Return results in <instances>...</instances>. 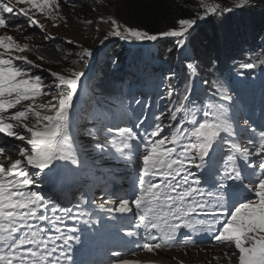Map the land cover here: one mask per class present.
<instances>
[{"label":"snow or ice","instance_id":"obj_1","mask_svg":"<svg viewBox=\"0 0 264 264\" xmlns=\"http://www.w3.org/2000/svg\"><path fill=\"white\" fill-rule=\"evenodd\" d=\"M199 2L200 20L233 11L208 0ZM246 6L255 5L252 0H235V9ZM36 15L64 19L59 0H0V29H16L9 21L23 17L28 27L44 33ZM101 20L122 40L176 38L181 48L197 25V19H179L177 28L150 34L122 28L114 18ZM0 50V157H5L0 159V264H71L73 245L80 241L77 225L98 222L84 207L95 205V199H85V192L74 206L59 207L33 189L81 167L84 145L77 143L74 101L85 73L50 71L46 82L31 72L39 65L16 55L31 51L29 45L2 35ZM77 56L78 62L87 63L93 52L83 48ZM187 72L182 92L169 82L165 111L149 115L145 109L150 105L137 99L139 109L125 111L127 125L106 124L81 133L95 141V150L123 161L134 173L129 190L106 193L95 205L96 212L118 220L123 235L141 251L157 254L194 247L199 245L196 236L207 235L215 247L232 248L237 264H264V130L257 134L247 120L246 127H239L229 106L215 99L231 102L219 87L200 99L194 89L198 69L188 64ZM245 139L249 146H242ZM11 152L18 158L6 156ZM126 255L112 251L117 259L108 264H138L120 259Z\"/></svg>","mask_w":264,"mask_h":264},{"label":"trees","instance_id":"obj_2","mask_svg":"<svg viewBox=\"0 0 264 264\" xmlns=\"http://www.w3.org/2000/svg\"><path fill=\"white\" fill-rule=\"evenodd\" d=\"M252 2L255 6H261L262 10L259 11L258 8H254L255 6L248 7L243 11L236 10L213 17L209 15L204 20L197 17V12L203 13L199 0H110V7L115 8L116 16L122 24L147 31L150 34L177 28L179 19H197V25L187 40L186 48L191 50L195 59L198 69L197 76L203 90L212 88L215 91L216 86L212 82L211 71L219 65L218 58L222 57L220 52H226V48L229 51H232L234 46L240 49L246 48L245 53L248 54L251 61L257 63L264 61V25L262 24V22L264 23V0H252ZM81 12H88V9H83ZM257 15L260 16V21L255 19ZM107 37V31L101 29L99 34L89 41V46L92 49L93 47L100 49L107 45ZM236 39L238 41L234 44ZM164 43L153 46L147 56L166 64H175L178 60L176 43L173 39H167V42ZM71 51L72 46H67L65 43L59 47L40 45L35 51V56L37 60L44 63V68L49 71L66 74L69 69H74L85 73L89 68V60L87 63L78 62L77 57ZM105 53L109 59L103 63L104 65H101L102 74L93 82L94 90H97L98 94H102L95 95L98 96V99H101L103 95L120 92L123 81L126 82V86L133 84L113 71L115 63L122 62L124 64L125 60L132 56L131 52L128 53L124 49V44L109 45L106 47ZM240 59H243L244 64L247 63L245 55ZM225 60L228 61V58ZM245 70L251 77L258 78L263 68L255 66ZM229 71L235 73L237 70L230 69ZM187 75V67H183L181 73L177 75L181 82L179 89L183 87ZM204 81L208 83L205 84ZM119 95L123 97L125 94L120 93ZM104 100L109 102V98ZM97 108L92 105L90 112L97 114L96 111L94 112Z\"/></svg>","mask_w":264,"mask_h":264},{"label":"rangeland","instance_id":"obj_3","mask_svg":"<svg viewBox=\"0 0 264 264\" xmlns=\"http://www.w3.org/2000/svg\"><path fill=\"white\" fill-rule=\"evenodd\" d=\"M60 3V15H62L64 17L63 20H49L41 15H36L35 19L39 21L40 24H42L45 28V32L42 33L40 32V30L38 28H32V27H28L27 24L24 21L23 17H20L19 19L22 20V23H20L18 25V27L14 30H7L5 29V32H3V30L0 31V36L2 35H11L14 38H16L18 40L19 43L21 44H27L30 46H37V45H47L49 46H54V47H59L62 44H67V46H72V53L75 57H77V53L83 49V48H87L90 49L93 52V57L91 59H89V63H90V68L91 70H89L87 72V75L83 80L81 87L83 86V88L81 89V91H78V95L77 98L74 101L75 104V108L77 107V105L79 104L78 99L83 100L85 98L86 101H90L92 100V97H90V95L92 94V79H90V75H95L97 73V69H98V65L106 62L109 58L107 57L106 53H105V48H95L93 47V49L89 46V41H92L94 39V37H96L99 32L101 31V29H105L108 33V37L106 38V42L107 45H119L121 44V42L124 43V49H128L131 52V55L133 58L138 57L140 54H142V52L146 51V45L140 46L138 47L136 44L133 45L131 44V42H138V41H125L120 39L119 37H115L113 35H111L112 31H113V26L110 23L107 22H102L101 18L104 19V21H107L108 18H114L121 26L122 28L125 26L124 24H122L120 22V20L117 18L116 16V11L115 8H111V4H110V0H59ZM208 3H219L221 5L222 9H227L229 7L233 8V11L236 10H245L246 8H248L247 6L243 9H235L234 8V3L235 0H208ZM253 3V2H252ZM254 5V3H253ZM254 8H258L259 11L262 10L261 6H255ZM83 9H88V12H81V10ZM75 11L76 15L72 12ZM228 11H224L222 14L227 13ZM238 12V11H237ZM73 15V16H71ZM257 21H260V16L257 15L255 18ZM88 21H92L91 24L88 23ZM262 24L264 25V23L262 22ZM58 25V26H57ZM194 29L192 31H190V36L193 34ZM47 37H53L54 39H47ZM21 37V38H20ZM23 38V39H22ZM167 39H173L174 42L176 40V38H162L156 42H151L153 46H155L158 43L161 44H165L164 42H167ZM55 40H60V41H55ZM71 40L72 43L69 44L68 41ZM189 42V41H188ZM140 43H144V42H140ZM176 43V42H175ZM187 42H185L186 45ZM184 45V47H178L177 48V53L178 55H186L189 53V49L186 48V46ZM175 48V49H176ZM20 55L26 56L27 58H29L27 52L25 53H18ZM30 59V58H29ZM31 60V59H30ZM34 65H39L40 67H32L34 70H37L44 78L45 81L47 82V80L50 79L49 76V70L44 68V63H40L37 61H33ZM152 68H149L146 70L147 73H150L148 71H152ZM136 75V76H140ZM86 88H85V86ZM43 99H48L47 97H44ZM27 104V103H26ZM23 107V106H22ZM47 114V113H46ZM88 125L93 127L92 129L96 128L97 125H95L93 123V121H89ZM83 142H84V146L87 145L88 143V136L87 135H83ZM15 143L17 144H22L23 142H19L16 141ZM85 149V147H84ZM82 153V152H81ZM11 155L13 159L18 158V153L16 152H11ZM82 155V154H81ZM7 156V154H6ZM90 158L92 157V155L89 156ZM0 159H5V157H0ZM89 160H84V162H88ZM92 165L89 168V171L94 170V161L90 160ZM6 163H11L10 160H5ZM74 167V166H72ZM87 168L85 166H81L79 168V171H84ZM87 173H85L84 175L86 176ZM68 173L66 174V176L64 174H62L61 179L60 178H56L54 180V183L51 184V180L48 181H44V183L38 184V187L34 188V189H38L41 191H44V196L45 197H52V195L55 193V191L53 190L54 187H52L51 185H59V182L62 183V186H65L67 184L73 183V181L71 179H69L68 177ZM84 176V177H85ZM85 181V179H83L81 182ZM65 182V183H64ZM48 184L47 187H45L44 185ZM71 193V194H70ZM97 196L99 194H96ZM73 197L74 195H72V191L69 193H57L55 196H53L54 198H56L59 201H66L68 200V198ZM95 199V197H94ZM102 203V201H99L96 203L95 201V205H98ZM62 205V202L61 204ZM71 205H73V202L69 204V206L66 207H71ZM95 205H90V207L96 212V208ZM97 216H102L99 219V223L103 226H108V229H112L114 227L113 225V221L111 219H107L106 218V214L104 213H98L96 212ZM95 219V217H94ZM69 222V221H68ZM71 223V222H70ZM68 223V224H70ZM79 227V229L81 230V226H85V224L83 223H79L77 225ZM79 234V238L80 241L79 243L74 244L73 246V250L72 253H74V251H76L78 249V246L82 247V254H89L92 252H96L98 251V247L103 246L104 247V251L102 250L101 253V257L103 259L104 256L110 255L111 253H106V250H109L111 248H113V246L109 245V242L105 241L102 239V241L100 243H98L101 238L98 237L96 234L92 237L86 236L85 232H78L76 233V235ZM121 238H125L126 240L123 241V243H130L133 241L132 238H127L125 237L123 234L120 235ZM119 251H121L122 253H128V255L126 256H122L120 257V259L123 258H127L130 260L135 261L136 257L139 255L137 250H126L125 247L118 249ZM135 252V255H132L131 253ZM183 255V254H182ZM198 254L194 253L193 257L195 258ZM185 256V255H184ZM83 257H79L78 260L81 261ZM175 258H181V255H177V254H172L170 257H168V261L169 263H173ZM117 257H113L111 256L110 259L108 261H104L106 264H108V262L110 260H116ZM204 259V254H202V256L200 257V261ZM146 260H153V261H158L157 258L155 257H148ZM88 262V260H87Z\"/></svg>","mask_w":264,"mask_h":264},{"label":"bare ground","instance_id":"obj_4","mask_svg":"<svg viewBox=\"0 0 264 264\" xmlns=\"http://www.w3.org/2000/svg\"><path fill=\"white\" fill-rule=\"evenodd\" d=\"M75 15H76V13H75V11L73 10L72 11ZM187 42V41H186ZM186 45H187V43H186ZM185 45V46H186ZM144 61V60H143ZM231 69H234L233 68V66L231 67ZM85 86V85H84ZM150 90H152V88L150 89ZM264 95V94H263ZM262 95V96H263ZM136 107V104L134 103V102H130V108L128 109L129 110V113L131 114V112H130V110L131 109H133V108H135ZM99 112H101V111H99ZM259 114H261V112H259ZM101 117H102V113H101V116L99 117V120H101L102 121V123H99V125H98V127H101V126H103V124H104V122H103V120L101 119ZM122 118H123V115H122ZM129 123V122H128ZM91 140H93L92 138H91ZM248 144V143H247ZM246 146H248V145H246ZM87 149H88V145H87V147H86V150L83 152V153H86V151H87ZM100 156H101V153H99L98 154V159L100 158ZM102 160H104V158L102 159ZM102 160L100 161V162H102ZM105 162V161H104ZM107 162V161H106ZM107 168V167H106ZM75 172V171H74ZM100 172V171H99ZM103 172H104V170H103ZM131 173H132V171L130 172V173H126L125 171H124V169H122L121 168V170H117V171H115V173H114V176H113V178H115V176H116V174H122L123 175V177L125 178L124 180H122V182L123 183H126V180L131 176ZM111 183L110 184H108L109 186L110 185H112V182H113V180L112 179H110L109 180ZM101 182V181H100ZM65 185H66V183H65ZM73 185L75 186V185H77V183H73ZM129 184H126V185H124L123 187L125 188L126 186H128ZM100 189H101V187H100ZM109 190H110V188H109ZM109 190H107L106 192L108 193L109 192ZM102 191H105L104 189H102ZM120 193H125V191H122V192H120ZM90 197H95V201H96V203L98 202V196L96 195V196H93V194H92V192H90L89 194H88ZM86 209H87V207H85ZM102 233L105 231V230H100ZM95 232H98L97 230H93V234L95 233ZM92 234V235H93ZM101 239H102V237H101ZM168 261V259H166V258H164V257H160L159 258V261L158 262H162V263H169V262H167Z\"/></svg>","mask_w":264,"mask_h":264}]
</instances>
